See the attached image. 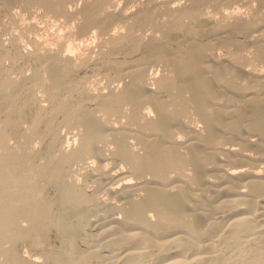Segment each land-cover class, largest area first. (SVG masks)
<instances>
[{"label":"bare ground","instance_id":"6f19581e","mask_svg":"<svg viewBox=\"0 0 264 264\" xmlns=\"http://www.w3.org/2000/svg\"><path fill=\"white\" fill-rule=\"evenodd\" d=\"M78 1L0 0L76 28L55 52L0 40V264H264V0L245 11L234 0H140L118 13L115 1ZM93 30L108 72L91 94L82 70L95 52L72 42ZM216 48L227 56L211 60ZM8 59L35 60L33 72L20 65L14 77Z\"/></svg>","mask_w":264,"mask_h":264},{"label":"rangeland","instance_id":"374dc122","mask_svg":"<svg viewBox=\"0 0 264 264\" xmlns=\"http://www.w3.org/2000/svg\"><path fill=\"white\" fill-rule=\"evenodd\" d=\"M89 1V0H86ZM110 1H115V6L111 7V10L116 11L117 13L122 10V9H127L128 11H133L135 9L138 8L139 2L140 0H110ZM132 1V2H131ZM187 0H174V5H178L180 3H185ZM250 1L252 0H237V1H233L236 2L233 4L232 8H238L241 9L243 11H245L247 9V7L250 4ZM86 2L85 0H79L76 4L77 7L84 5ZM135 3V4H132ZM249 3V4H248ZM254 4H260V2H256L254 1ZM76 6L74 8H76ZM0 8L3 9V15H2V20L0 21V40H3L5 42H8L9 39H11L12 36L14 35H21L22 39L24 36V44L28 49H34L35 48V41L36 44H38L39 48L43 51V52H47L49 49L50 51L55 52L56 49H58V40L57 37L61 36L62 38H65V36H67L72 30H75L76 28L72 25V23L69 21V19L65 16H61V17H55L53 15H45L43 13V10L37 9V10H30V8H24L22 6H16V7H12V12L9 9V7L3 3L0 4ZM13 13V17H10ZM10 15V16H9ZM16 15V16H14ZM16 17H18L19 22L17 24H13L12 18L15 19ZM7 20H5V19ZM22 19V21H21ZM11 22V23H10ZM9 23L11 25H9ZM22 25V26H21ZM24 25V26H23ZM30 26H35V30L33 31H28V28ZM18 27L20 29H18ZM121 26H117V30H121L124 28H120ZM18 30V32H16ZM16 32V33H15ZM97 31L93 30L90 34H86V35H77L74 40H73V45L75 44L76 46L79 47V49L81 50V52L83 53H91L92 49L95 53H92L93 55V59L94 62L92 64L87 65L82 71H83V75H88V81L91 84L90 87H88L89 89H91L90 93L92 94L93 89L97 90V88H100V86H105L107 79L105 77V74L108 72L107 70H105V68H100V64L101 61L104 59V56H100L95 50L98 51V47H99V40L98 38H96V33ZM261 32H255L256 35L260 34ZM190 35L189 32H185L184 36L186 38H188ZM264 35V33L258 35L259 38ZM221 36L219 34H215L212 33L210 35H208L206 38L209 41H214L217 40V38ZM260 38V39H261ZM27 39V40H26ZM264 40V39H263ZM98 44V45H97ZM30 45L32 47H30ZM96 46V47H94ZM78 48L76 50H74V55L79 56L80 55V50ZM80 52V53H79ZM221 52V53H220ZM79 53V54H78ZM97 53V56L95 55ZM65 55V54H64ZM217 55H221V58L226 57L227 56V50L226 48H216L214 49L210 54L209 57L211 60H213L214 58H216ZM114 57H117L119 59L124 57V54L122 53H118L117 55H114ZM35 60H27L25 62V59H20V61L18 60V62L14 63L11 59L6 60L5 65L9 68H13V76L14 77H19L22 73L20 72V65L21 66H26L25 68V73L27 75H30L33 72V67H35ZM97 63V64H96ZM94 64V65H93ZM97 65V66H96ZM16 66V67H15ZM96 66V67H94ZM251 69V65L248 66ZM263 66H259V69H262ZM264 69V67H263ZM150 72H154L153 74H157L160 72V66L155 65L151 68ZM95 92V91H94ZM46 100V99H45ZM43 105L45 104L47 107L50 106V102L47 101H42ZM77 137L76 136V130H70V129H61V137L62 139H73V137ZM75 139V138H74ZM50 137H48L46 139V142H49ZM13 142H15V139H13ZM237 147V145H235ZM115 161L112 160L108 162L107 164V170H110L112 172H115L116 170L120 169V167L122 166H116L114 164ZM110 165V166H109ZM261 167V168H260ZM116 168V169H115ZM259 169V170H258ZM258 171H262L264 172L263 166H259L258 167ZM95 173V171H94ZM97 173V172H96ZM105 179V180H104ZM103 179V182L106 183H102L104 185H110L112 187V185L114 186H119L120 184L124 183V182H117L116 181L113 183L110 182V180H107L106 177ZM130 181L132 179H129ZM125 181H128V179H126ZM132 181H136V179H133ZM108 182V183H107ZM93 180L88 178V189L90 191H93L96 189V185L93 184ZM108 185V186H109ZM54 190H50V192H53ZM101 195L103 197V200L106 202L105 203H112V204H122L121 202H123V199H120V201L118 200L119 198H115V196H112L110 194H106L103 191H101ZM114 202V203H113ZM110 214V213H109ZM107 214L105 217V220L102 223H105L106 221L108 222L110 219L113 218V216H117L120 217L121 214L119 213V211H115L112 212V214H110L111 217H109L107 219V216L109 215ZM114 214V215H113ZM92 230H96L95 226L91 227ZM51 242L52 244L57 248L60 249L61 246V241H60V237L57 236L56 232L54 231L52 233L51 236ZM82 245H85L86 242H81ZM98 244V243H97ZM99 250L106 254L109 252L110 248H105L102 247L101 245H98ZM19 250L21 253H23L24 255L27 256H34L35 258L43 261L44 258L41 256V254L36 250H32L31 248H29L27 245H19Z\"/></svg>","mask_w":264,"mask_h":264}]
</instances>
